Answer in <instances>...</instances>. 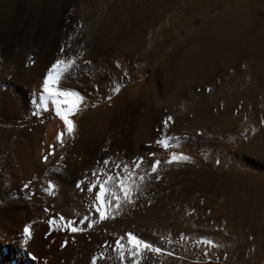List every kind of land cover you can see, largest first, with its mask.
Segmentation results:
<instances>
[{
  "label": "rangeland",
  "instance_id": "374dc122",
  "mask_svg": "<svg viewBox=\"0 0 264 264\" xmlns=\"http://www.w3.org/2000/svg\"><path fill=\"white\" fill-rule=\"evenodd\" d=\"M63 21H70V44L64 46L75 49L74 55L82 57L89 48L107 63L127 61V76L121 72L123 87L115 95L112 84L97 80L77 90L83 101L75 115L86 117L110 102V119L87 128L92 140L84 141L83 150L58 156L44 172L33 169L27 188L14 180L27 171L17 153L30 148L26 134L54 115H20L18 95L8 93L0 103V225L14 212L25 216L32 235L37 230L42 239L30 250L53 257L61 242H70L69 264H91L92 255L96 264H120L113 249L116 239L126 238V225H133L128 232L137 238L162 247L159 255L143 253L139 264H264V0H0V45L24 53L42 49L59 38L62 27L56 28ZM143 66L145 83L138 85ZM165 98L166 106L158 108L155 101ZM146 130L152 153H164L150 160L161 161L157 173L143 182L132 205L122 207L115 224L95 223L94 193L87 192L97 179L93 171L111 170V162L103 165L105 157L121 165L146 157L138 147ZM161 136L174 138L167 152L188 159L163 163L169 153L155 143ZM48 182L53 195L44 191ZM89 212L91 229L87 221L79 224ZM60 217L83 231H59Z\"/></svg>",
  "mask_w": 264,
  "mask_h": 264
},
{
  "label": "bare ground",
  "instance_id": "6f19581e",
  "mask_svg": "<svg viewBox=\"0 0 264 264\" xmlns=\"http://www.w3.org/2000/svg\"><path fill=\"white\" fill-rule=\"evenodd\" d=\"M97 10L99 11V8ZM88 12L90 13V11H88ZM88 12H86V15ZM102 12H101V14H102ZM90 16H87L86 20H87V18L89 19ZM99 17H100V15H99ZM100 19H101V17H100ZM69 22L70 21H66V22L63 21V23L61 22V24L56 28V31H57L58 28L62 27V29L60 31L59 38H57V37L51 38V41L46 46H44L42 49H29V50H27V53H24V51L22 49L18 50V51H10L6 47V45H4V47L2 45H0V103H2L3 101L6 102L5 98L8 97V93L12 94L13 99L14 98L16 99V96L14 95V93H15L19 97L17 99H19L21 102V104L19 103V107H18L19 114L21 115L22 110H23L24 113H26L27 115H29V116L32 115V112L34 111V106L32 103L33 97L35 96L38 99V95H39V91H40V84L42 82L43 74L47 71V68L50 67L51 63H53L57 58H59L61 56L60 49L62 47L64 48L63 55H67V56H73L74 55L75 49H68L67 45L64 46L65 43L70 44V42H69L70 40L68 41L69 38H67L68 34L70 33ZM82 25H81V27H82ZM92 25L94 26V24H92ZM89 26L91 27V25H89ZM67 28H69V29L67 30ZM85 28L86 27H84V29ZM79 31H78V33L80 34ZM87 31H88V29H87ZM88 33H87L88 35H91L90 31ZM97 35L99 36V34H97ZM82 37H84V36H82ZM88 37H90V36H88ZM79 38L83 40V38H81V37H79ZM80 39H79V41H80ZM88 41H90L89 38H88ZM91 44H90V46H93ZM80 53L83 54V56L80 57V60L77 62L78 67H76L73 70V75L66 77L62 81L63 87L68 88V89H74L77 91V90L82 89V87H83L82 85L86 82H89L90 80H97V81H100L102 83L109 82L110 84H112L113 81H116V82L122 84L123 76L121 75V72L128 69L129 64L127 61L126 62L122 61L120 63V61H119L120 59L115 58L113 63H109V62L107 63L103 57H101L100 55H97L96 49L87 48V49H84L83 51H81ZM115 54H117V53H115ZM29 58H31V62H30ZM85 60L90 61V63L85 65L83 63V61H85ZM117 64L120 65L119 68L116 67ZM136 75L135 76L137 78V80H136L137 84L138 85L144 84L145 83L144 66L137 72ZM12 82H14V85H12ZM78 93H79V91H78ZM109 94H110V92H109ZM119 95H120V93H119ZM117 96H116V98H117ZM167 102H168V100L166 98L165 99H157L155 101V104L157 105L158 108H162L163 106H166ZM109 105H110V102L105 103V104H103L97 108H94L93 110L90 109L91 111L87 114L86 117L83 114H78V115H74L73 117H70L74 122V131H73V135L71 138H69L66 134L63 133L62 122L59 121L58 118H54V116L53 117L51 116L52 118L50 120L48 119V121L46 120L47 122H45L44 124L37 125L36 127H34L31 134H26L28 141H30V148L27 146L26 149H28V150H26V152H25L24 148H21L22 151L20 150L17 153V155H22L23 160H25V162L23 163V169H25L27 171L23 172V176L21 178L17 177L14 179V180H16V184H18L19 187H20V185L24 186L25 184L31 185V183L28 184V182H31L33 180V177L29 176L30 172L33 169L39 170L40 172H44L45 171L44 168H48L50 166L53 167V164L57 161L58 156H60V155L66 156V155H70L71 151H78L81 149L83 150L84 141H86L88 138H89V140H92V136L90 135L91 133L89 134V132H88L89 130H87V128L94 126L96 121H98L99 124H101V123L103 124L110 119V117L108 116L109 115L108 110H111L108 107ZM10 108L14 112L17 113V109H16L15 104L10 106ZM41 113H44V112H41ZM45 114H51V112H48ZM58 130L61 132V139L63 141L62 146H61V144L57 143V141L55 139ZM148 132H149L148 130L141 132L139 139H138L139 151L144 153V156H146L143 158L144 163L141 164L140 169H139V171H141V172L145 171L150 166V163H151L150 160L152 158V157L148 156L149 152H153L152 151L153 146L150 142ZM12 140H13V138H12ZM94 142H95V140H94ZM49 145H52V152H51L52 154L51 155L46 154L49 151V147H48ZM178 146L179 145H177V147ZM155 147H156V145H155ZM180 150H181V148H180ZM165 152H166V154L169 153V152H167V150ZM155 153L157 154V156L154 154V156H156V158L158 156H161V157H162V155L164 156L163 151H160V149L157 150ZM44 154H46V156L43 157L42 155H44ZM160 154H162V155H160ZM29 163H31V166H32L31 168H30ZM147 177H148L147 175L144 177V181H146L148 179ZM124 209H126V208H124ZM33 218H34V216H33ZM139 218H140V221H143V222L148 221V219L145 215H140ZM27 221H28V219H26L25 216L18 215L16 212H14L13 214L9 215V217L5 220L4 224L0 225V243L1 244L3 242L6 243V241H8V240L11 242V243H9V241H8L6 247H4L3 245H0V264H69L70 263V258H69V256H70V244L69 243L70 242H68V243L66 242L67 244L64 246L63 249L57 247V249L61 250V252L59 253L58 251H56L53 254V257H51L50 255L45 254V253H44L45 255H43L42 252L39 250V248L37 250L34 249L35 251L33 252L30 249H33L34 245L37 244L38 241L40 242L42 240L39 237L40 235L37 234V230H35L30 241H28L24 246L19 245V240L22 238V235L20 233L22 231L23 225L28 224ZM116 221H117L116 219H111V220L109 219L105 223L115 224ZM33 225H34V223L32 224V226ZM131 229L133 231V225H126L125 226V230L129 231ZM181 231H183V230H181ZM18 232H19V234H18ZM122 233H124V232H122ZM130 233H132V232H130ZM176 233H178V232L176 231ZM183 233L185 234V232H183ZM183 233L181 232V235ZM12 234H16L15 237H11ZM139 236H141V235H139ZM172 237L176 238L177 235H176V237L175 236H172ZM15 238H16V240H15ZM177 238H176V240H177ZM180 238H182V236L179 237V239ZM123 239H126V238H123ZM181 240L179 242L180 244H182ZM190 241H193V240H190ZM48 242L51 243L52 240H50V241H49V239H48V241L45 240V242H43L42 245H40V246L41 247L45 246V244H49ZM176 244H174V245L178 247V244L177 245ZM45 257H48V258H45ZM129 261L130 260L126 256L124 262H129ZM88 264H90V263H88Z\"/></svg>",
  "mask_w": 264,
  "mask_h": 264
},
{
  "label": "snow or ice",
  "instance_id": "6c2138e0",
  "mask_svg": "<svg viewBox=\"0 0 264 264\" xmlns=\"http://www.w3.org/2000/svg\"><path fill=\"white\" fill-rule=\"evenodd\" d=\"M61 56L57 58L50 67L47 68V71L43 74L42 82L40 84V91L38 99L34 96L32 103L34 106V111L32 115L36 117L41 116V112L48 113L51 112L52 115L57 117L59 121L63 124V133L66 134L69 138L72 137L74 131V122L70 117H73L80 109L81 102L83 97L74 89H68L63 87L62 81L73 75V70L78 67V61L80 56L73 55L67 56L63 55L64 49H60ZM82 55V54H81ZM30 62H31V58ZM85 65L89 64L90 61H83ZM117 68L120 67L119 64L116 65ZM124 76H127V72L123 73ZM95 88L96 85L94 84ZM123 87L121 83L116 81L112 82V87L109 89L112 95H115L119 92L120 88ZM105 99H110L106 96ZM95 107V105H92ZM43 122V121H41ZM171 122V118L168 117L163 122L164 127H167V123ZM57 143L63 145L61 139V132L58 130L56 137ZM174 138L161 136L155 143L164 149H168L170 144L173 142ZM49 155L52 152V145H49ZM154 153L149 152L148 156L152 157ZM63 157H61L62 159ZM188 157L183 154H178L175 152H170L168 158L163 161L165 164L179 163L181 161L187 160ZM110 162L113 164V167L110 171L105 172L104 168L94 170L92 175L97 177L92 183L87 185V192L93 193L94 189V202L91 205V208L95 210L98 215V219L95 223L105 221L108 219H113L116 216L120 215L121 209L125 205H132L134 203V198L137 192L140 191L141 185L144 182V177L147 175L149 178H152L153 174L157 173L158 165L161 164L160 160H154L150 163V166L143 172L139 171L141 164L144 163L143 157H135L131 161V166L129 163L125 162L121 165L119 160H114L112 157H105L103 159V165L108 166ZM112 173H115L113 175ZM103 177L102 179L100 177ZM155 179L159 180L160 176L155 175ZM28 185L25 184L24 188H27ZM76 187L81 188V181L76 182ZM54 185L52 182H48L47 188L44 191L53 195ZM23 191V189H21ZM31 195V193H29ZM48 209H45L47 212ZM91 217V212L88 216L79 220V224H84L87 221V226L89 229L93 227V219ZM53 218L47 219V224L49 227V232L52 231V226L54 224ZM73 221L71 219L64 221L63 217H60V223L57 224L59 231H67L69 233H76L78 231H83L79 228V225L73 227ZM126 236V243H123L121 239H116L115 248L113 251L118 253V259L120 264H124L125 257L131 261V264H139L140 260L143 258V253L150 252L154 255H159L162 252V248L159 246H154L150 242H146L143 239L137 238L136 235L130 232L124 234ZM32 238V233L28 224H24L22 228V238L19 240V245L24 246ZM182 239H187V237H182ZM163 243V238H161ZM202 243L212 247L214 246L210 240L201 237ZM107 243V241H105ZM65 242H61L60 247L63 248ZM167 255L172 253L168 252ZM205 257H207V252H205ZM103 254L100 255L99 259H103ZM98 257L96 255L91 256V264H96Z\"/></svg>",
  "mask_w": 264,
  "mask_h": 264
}]
</instances>
